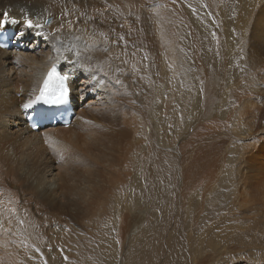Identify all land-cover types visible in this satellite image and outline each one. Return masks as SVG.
<instances>
[{"label":"bare ground","instance_id":"6f19581e","mask_svg":"<svg viewBox=\"0 0 264 264\" xmlns=\"http://www.w3.org/2000/svg\"><path fill=\"white\" fill-rule=\"evenodd\" d=\"M183 1L188 4L189 19L204 12L205 6L202 5L205 2L217 8L215 22L219 30L216 40L220 46L214 47V50L219 53L223 47V53H229L231 45L236 49L234 57L242 55L243 59V65L233 67V77L231 72H227L224 56L217 61V58L212 57L213 50L206 46L210 69L211 63L217 69L212 81L205 70L209 66L201 71V77H198L202 78L199 80L202 93L209 97L210 93H216L218 85L235 84L244 72L245 83L241 88L229 90L234 98L232 111L235 114L238 111L247 113L250 116L248 123L252 122V115H264V102L257 104L260 97L261 101L264 100V85L263 91H258L260 84L254 81L255 77L264 74V0ZM178 2L180 0H0V22L16 18L19 21L17 37L24 46H28V50L20 51L7 52L0 49V226L6 225L10 217L20 218L22 224L27 225L32 209L36 211V216L41 214L46 219L50 218V222L61 225L63 216L60 218V214L63 212L85 216L87 211H92L94 199L109 188L107 182L110 177L124 184V176L116 168L123 164L122 159L126 157L128 124L131 123L132 128L150 125L153 127L151 136L158 139L157 135L163 133V127H168L171 122L169 111L174 98L175 82V44L171 38L172 31L164 33L163 44L161 42L159 45L157 41L158 36L163 33L164 23H170L171 26L175 17H181L183 10L187 9L184 7L178 13L173 12ZM28 19L33 21L31 28L26 23ZM125 20L131 23L130 27L121 26V22ZM180 20L184 22L183 19ZM206 21L203 20V23L209 22L208 19ZM247 26L250 36H247ZM230 29L237 31V36L242 34L241 42L230 33ZM188 30L195 34L192 27ZM20 32L25 35L21 37ZM207 35L209 40L211 32ZM194 41L196 38L193 35ZM197 48L198 46L196 50ZM53 62L61 64L68 71L70 96L76 106V117L67 127L58 124L32 132L24 120L23 113L27 109L22 105L34 98L44 72ZM117 80L120 83H116ZM16 93L20 96L16 97ZM85 97L90 100L83 101ZM256 109L259 112L254 113ZM163 117H166L165 126L161 120ZM261 126L264 127V122ZM250 129L245 128L244 131ZM194 132L202 137L199 128H195ZM246 135L250 136L249 133ZM255 135L258 143L255 145L253 140L248 142L249 146L255 145L253 149L249 150L244 143L235 150L239 158L234 165V177L237 176L240 181L239 183L237 180L239 191L247 186L255 187L258 184L255 181L264 175V128L256 130ZM151 136L145 141L144 168L140 172L135 170L133 174V201L129 199L131 202H125L123 207H129L128 214L119 212L122 216L118 217V224L112 226L111 233L107 235L106 239L109 240L106 253L115 254L121 241L125 240L123 235L127 233V229L123 226V220L127 215L134 216V232L130 240L134 241L137 237L143 213L132 212L133 207H148L157 201L156 193L172 189V181L176 178L173 158ZM205 138L208 142L205 141L204 148L207 155H210L212 139L208 135ZM217 138L223 142L225 137ZM168 139L164 136L163 143L167 144ZM246 150H249L247 155L244 154ZM220 151L221 143H217L216 152L219 157ZM213 168L211 166L212 170ZM210 170H207L208 173ZM165 171L172 173L168 187H165L167 181L161 178ZM259 173L261 176H258ZM147 178L149 179L144 181ZM222 186L224 179L221 181V189ZM220 192L217 189L209 193L208 200H202L205 205L198 210V222L193 219L197 211L191 216L193 232L208 235L209 229H212L209 226L211 218L219 216L225 202L230 201L233 205V197L223 198ZM142 194L146 196L145 202H142ZM122 204L124 202H120V209ZM3 220L6 223L3 224ZM66 221L70 222V218H65ZM35 222L36 220L33 224ZM41 231L46 232V226ZM235 235L234 233V237ZM215 236L207 238L209 244L218 243L219 235ZM221 236L220 241L225 245H222L223 255L238 253L233 243L244 241L248 237L249 244H253L249 248L254 247L251 250L252 258L259 260L264 257V233L258 220L246 229L244 238L238 237L236 240L234 237ZM5 243L0 239V244L5 246ZM199 245H202L200 248L203 247L200 242ZM4 248L5 252H10L9 246ZM207 252H203V261L207 259L212 262L215 254ZM53 258L57 260L53 262L59 264V256ZM13 260V254H9L6 264H16Z\"/></svg>","mask_w":264,"mask_h":264},{"label":"rangeland","instance_id":"374dc122","mask_svg":"<svg viewBox=\"0 0 264 264\" xmlns=\"http://www.w3.org/2000/svg\"><path fill=\"white\" fill-rule=\"evenodd\" d=\"M206 4L205 2L202 5L207 9L204 7V12L202 11L201 15L193 16L191 17L192 19H189L187 13L188 4L180 0L178 6L173 9V12L178 13L180 10L187 8L183 10L182 16L179 15L182 18L175 17L176 21L174 20L171 26L170 23L164 21L166 23L162 26L163 33L161 34L162 36H158L157 42L159 45L163 44L165 42L162 39L164 33L166 34L168 30H171L173 35H170L175 44V76L173 80L175 81L173 82L175 87L173 86L174 98L171 103V110L169 111V121L171 120V122L167 125L168 127H163V133L157 135L158 139H154L151 136L153 127L150 125H147L145 128H132L131 123L128 124L126 157L122 159L123 164L116 168V171L122 172L125 180L124 184H122V181L110 177L107 182L109 188L94 199L92 211H87L85 216L82 214L74 215L69 211L60 214V218L63 216L61 223H64V226L56 222H50V218L46 219L41 214L36 216L34 209L28 215L27 225H23L20 218L10 217L7 223L3 220V224L6 223V225L0 226V239H3L6 243L5 246L0 244V250L3 249L2 257L0 256V264L7 263L9 254H13L15 259L13 261L16 264H55L53 262V257L55 256H59V264H171L172 262V264H264V257L259 258L260 262L256 260L257 258H252L251 250L254 247L249 248L253 244H249L250 238L248 237H246L248 240L245 239L244 241L233 243L237 247L235 250L238 253L228 255L221 253L225 245L220 241V235H222V238H233L235 233L234 238L236 240L238 237L244 238L246 229L249 226H253L257 220L261 223L264 233V175L255 181L258 183L255 184V187L247 186L246 189L240 191L238 189L240 181L237 179V176L234 177V165L239 158V154L235 150L239 145L244 143L250 150L258 143L255 134L256 130L264 128L261 126L264 122V115L263 113L262 116L252 115V122L248 123L250 116L247 113L245 114L248 116L240 111L236 112V114L235 111H232L234 98L229 94V90L235 87L241 88L245 83L243 79L244 72L236 80L235 84L232 82L225 86L218 85L216 93H210L209 97L202 93L199 81L202 78L199 77H201V71L209 66V56L207 55L206 46L211 51L213 50L212 57L217 58V61L221 60L224 56L228 73H232L234 66L243 65L242 55L234 57L236 49L233 46L229 45L228 49L231 50L229 53H223V47L219 53L214 50V47L220 46L216 40V34L219 30L215 22L217 8L208 4L206 6ZM212 14L215 15L214 18ZM180 19H183L184 22ZM207 19L209 22L204 24L203 20L206 21ZM49 22L48 20L47 24ZM122 25H124L123 27H130L131 23L125 20L121 22ZM190 27H192L195 34L188 30ZM209 31L211 32V36L207 40V33ZM229 31L232 35L237 36L235 35L237 31L232 29ZM246 31L247 36H250L248 26L246 27ZM193 35L194 39L196 38L194 42ZM241 38L242 34L237 36L236 40L241 42ZM193 44L198 46V51L196 50L197 46ZM195 54H197L196 57ZM213 67L214 64L211 63L212 69H210V66L208 67L209 69H205L210 81L213 80L217 69V66ZM262 72L264 73V69ZM254 81L260 84L257 90L263 91L264 74L261 77H255ZM87 99L89 98L85 97L83 101L87 102ZM257 100V104L260 105L264 102V100L261 101V97ZM257 112H259L258 109L254 110V113ZM165 118L161 119L164 126L166 122ZM225 118L226 121H224ZM247 123L249 128H247ZM195 128L201 130L202 133L200 134L202 137H199L194 132ZM245 128L251 129L245 132ZM247 133L250 134L249 137H247ZM207 135L211 137L209 139H212L211 149H209L210 155H207L204 148L205 141L208 142V139L205 138ZM148 136H151L158 146L160 144L165 153L171 154L174 161L173 172L175 171L176 178L172 181L171 190H166L164 193H156L155 197H158V199L148 206L149 208L145 206L139 209L137 207L131 209L132 212L140 211L143 213L142 226L137 230L135 240H130L134 232V222L132 221L134 216L127 215L123 220V226L127 229V233L123 235L125 236V240L121 241L122 244L117 248L115 254L106 253L105 250L108 249L107 241L109 240L106 237L111 233L112 226L118 224L119 218L122 216L119 215V212L128 214L129 207L124 208L123 206L132 200L131 190L135 170L140 172L144 168L143 163L146 158L144 157V155L146 156L145 141ZM164 136L169 138L167 144L163 143ZM220 136L225 137L223 142H220V139L217 138ZM249 140H253L255 145L249 146ZM217 143H221L220 157L216 152ZM248 151L246 150L244 154L247 155ZM139 165L141 166L139 167ZM211 166L216 170L214 168L212 170ZM208 169H211L209 173ZM258 176H261V174L259 173ZM171 177L172 173L170 171H165L161 175L162 180L167 181L165 187L170 185ZM151 178L156 179L158 176ZM217 178L218 182L216 183ZM148 179L143 180L147 181ZM222 179H224L223 189H221ZM217 189L221 190L220 193L223 198H230L232 196L233 205L230 204V201L225 202L219 216L211 218L209 226L212 229H209L208 235H203L201 232H193L191 230V216L197 211L195 213L197 215L193 219L198 222L200 218L198 210L200 206L205 205V202H202V200H208L209 193L215 192ZM141 199L142 202H145L146 196L142 194ZM120 202H124L121 209L119 208ZM68 217L70 218V222H65V218ZM4 219H7V217ZM34 220L36 222L33 224ZM48 224L51 225V228ZM44 226H46V232L41 231ZM216 234L217 237L219 235V241L217 239L218 243L209 244L207 238H212ZM111 242L113 243L114 241ZM199 242L203 244L202 248H200L202 245L200 246ZM7 246H9L10 250L8 253L5 252L4 248ZM202 251L204 253L208 251L207 254H215L213 261L208 262L207 259L203 261ZM255 251L257 250L255 249ZM146 257L153 258L147 259Z\"/></svg>","mask_w":264,"mask_h":264},{"label":"snow or ice","instance_id":"6c2138e0","mask_svg":"<svg viewBox=\"0 0 264 264\" xmlns=\"http://www.w3.org/2000/svg\"><path fill=\"white\" fill-rule=\"evenodd\" d=\"M29 28L33 26V21L28 19L26 21ZM39 27V25H37ZM62 27V26H61ZM19 35L23 37L24 32H20ZM4 45H0L3 47ZM79 55V53H77ZM103 71V69H100ZM68 76L66 74H60L55 65L48 71L45 79L43 80V86L39 89V95L35 99H29L26 103L22 105L24 109H31L37 101L43 100L48 104H61L63 103L69 95V88L67 85ZM116 83H120L119 80ZM36 125H34L35 127Z\"/></svg>","mask_w":264,"mask_h":264}]
</instances>
